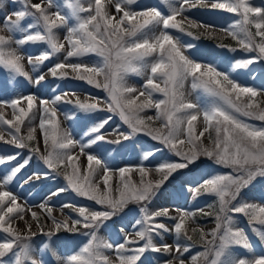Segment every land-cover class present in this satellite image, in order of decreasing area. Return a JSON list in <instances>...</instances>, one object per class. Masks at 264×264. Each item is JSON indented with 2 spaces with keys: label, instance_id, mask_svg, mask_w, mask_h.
<instances>
[{
  "label": "snow or ice",
  "instance_id": "1",
  "mask_svg": "<svg viewBox=\"0 0 264 264\" xmlns=\"http://www.w3.org/2000/svg\"><path fill=\"white\" fill-rule=\"evenodd\" d=\"M16 2L13 0V4ZM134 3L135 0H108L107 3L91 0L85 7L80 0H67L66 7L71 9L76 21L71 27H67L68 17L61 15L59 9L51 11L53 0H22L20 9L4 14V26L14 34H21L15 40L0 35V67L7 70L13 80L23 77L39 86L48 76L65 79L71 71L77 74L76 78L104 90L108 100L102 102L93 98V102H88L79 97L66 100L68 93L55 94L51 101L34 93L14 94L11 99L0 100V126H4L11 137L6 140L0 131V141L16 149H28L27 155L20 151L0 154V166L11 165L0 176V264H144L146 253L166 256L163 264H200L201 258L204 264H264V254L256 255L249 233L237 227L235 219L237 214L247 218L251 233L264 245V203H250L244 199L246 189L264 181V87L242 84L228 71H221L214 62L202 63L190 58L185 51L195 45L182 44L180 37H174L170 32L176 30L198 40L200 36L189 29H203L201 35L211 37L210 24L184 15L198 6L235 14L238 19L223 31L244 51L256 53L232 64L234 69H247L256 61H264V2L257 6L252 0H178V5H174L164 0L168 5L167 14L158 7L133 10L130 6ZM4 6V0H0V10ZM26 18H30L31 23L22 26ZM63 27H67V35L60 41L57 30ZM27 44L46 45V48L35 57H25L17 49ZM218 47L232 52L238 50L225 44ZM90 54L100 60L91 66L71 62V58ZM25 58L34 68L45 61H53V58L55 61L46 73H38L33 80L24 69L22 61ZM129 73L145 76L140 88L127 84ZM189 80L192 90H201L209 98L204 104L186 97L183 90ZM13 87H18V82H13ZM154 93L163 98L153 99ZM59 102L74 104L78 111L68 117L71 120L80 119L81 113L107 111L118 114L129 131L122 132L117 126L112 129L117 138L107 139L106 126L112 120V115H108L91 124L83 122V134L76 139L70 131L61 129L56 108ZM102 103L106 107L102 108ZM9 107L11 119L6 118L3 111ZM41 108L40 139L36 136L35 126L21 134L25 122L31 124L36 111ZM150 109H155V116L142 115ZM201 116L204 126L198 131L196 122ZM242 117L261 123H250ZM158 120L161 126L152 127ZM137 133H145L160 145L141 148L139 165H126L114 171L101 155L96 154L104 144L123 147V142L131 140ZM41 145L44 151H41ZM164 149L173 153L174 158L163 160L153 168L145 166V161H151ZM82 156L86 160L83 166L79 163ZM33 157L34 170L23 183H37L58 176H63L66 181L65 187L50 192L39 204L43 215L51 221L50 225L47 221L41 223V214L18 202L19 196L8 190L23 170L32 165ZM201 158L230 171L209 174L207 178L202 176L198 181H180L176 195L193 198L215 195L219 206L215 227L210 233L200 229L204 251L186 258L185 254L196 246L188 234L187 221L197 212L205 216L211 213L204 209L189 211L167 207L151 211L148 205L168 183ZM133 171L138 173V182L130 177ZM153 173L158 178H150ZM114 178L119 183L115 190ZM18 186L23 188V184ZM68 190L94 201L100 208L63 204L59 215L54 214L52 197ZM130 203L140 205L130 225L139 230L131 235L121 228L117 238L104 241L98 236L100 228L107 227V222ZM65 209H70L74 215H66ZM17 220L23 222V229L16 226ZM165 220L171 221L172 226L169 227ZM61 233H82L88 240L75 249L65 244L66 251L60 254L56 249L61 246L56 245V241L61 238ZM165 233L175 234L174 244L164 242ZM38 236L43 239L36 240ZM156 239L160 243H156ZM233 247H242L251 255L233 254ZM108 250L117 253L115 262L105 254ZM209 256L213 257L210 261Z\"/></svg>",
  "mask_w": 264,
  "mask_h": 264
},
{
  "label": "rangeland",
  "instance_id": "2",
  "mask_svg": "<svg viewBox=\"0 0 264 264\" xmlns=\"http://www.w3.org/2000/svg\"><path fill=\"white\" fill-rule=\"evenodd\" d=\"M33 2H38V0H33ZM66 2L67 0H53V8L51 11H56L59 9L61 11V15L68 17L67 27H71L76 23V21L71 15V9L66 7ZM89 2H91V0H80V3H82L85 7H87ZM105 2L107 3L108 0H105ZM169 2L174 5H178V0H169ZM252 2L254 5L259 6L262 2H264V0H252ZM4 5V8L0 10V35L15 40L19 38L21 34H14L4 26V14L6 12L11 13L14 10L20 9L22 7V0H17L15 4H13V0H4ZM109 7L112 8L111 5H109ZM130 7L133 10H141L144 7H158L159 10L165 14H167L168 10V5L164 3V0H135V3ZM112 10L114 11V8H112ZM184 15L189 19L196 20L197 22L210 24L212 26L213 32V35L209 37L207 35H201V33L204 31L203 29H189L190 31H193L195 35L200 36V39L197 40L192 36L181 34L176 30H170L174 37H180L182 44L191 43L195 45L194 48L186 50L185 55H188L193 59H198L199 62L202 63L214 62L219 66L221 71H228L232 75V78L238 79L242 84L257 88L264 87V61H256L247 69L237 70L232 67V64L236 60L251 58L256 54L244 51L242 48H240L236 40L223 31V29L227 28L231 23L234 22L235 19H238L235 14L229 13L225 10H212L205 6H198L196 8L190 9ZM28 23H31L30 18H26L24 21H22V26H26ZM67 27L57 30V35L60 38V41H63L64 37L67 35ZM220 44L231 45L238 50L236 52H232L226 48L218 47ZM13 47L17 46L13 44ZM45 48L46 45L27 44L20 46L17 51L25 57L29 55L35 57L45 50ZM99 60L100 58L95 54H90L83 58H71V62L73 63H84L88 64L89 66L97 63ZM54 61L55 58H53V61H45L37 68H34L33 65L29 64L26 58L22 61V63L24 64L25 71H27L34 80L38 73H46ZM76 76L77 74L71 73V71L69 77L65 79H55L51 76H48L45 81L41 82L39 86H36L26 81L23 77H15L13 80V77L9 75L7 70H5L3 67H0V100L11 99L13 98L14 94L27 95L29 93H34L37 97L41 99H48L49 101H51L55 94L63 93H68L66 100H75L76 97H79L82 101L87 100L88 102H93V98H98L102 102L108 100L107 93L104 90L98 89L94 85L87 83V81L76 78ZM144 80L145 76L137 75L135 73H129L126 77L127 84L136 88H140L144 83ZM10 81L18 82V87L14 88L13 82ZM183 91L186 97L192 102L199 101L201 104H204L209 99L205 94L202 93L201 90H192L190 80L185 82ZM73 93L75 95H72ZM159 98H163L162 95L159 93H154L153 99ZM101 107H106V105L102 103ZM56 108L60 119L61 129L70 131L72 136L76 139H79L83 134L81 131L83 122L91 124L97 119H102L108 115H112V120L110 121V124L106 126L108 129L106 133L107 139L115 140L117 138V133L112 131V129H115L117 126H119L120 131L122 132L126 133L129 131L128 126L123 123L118 114L109 113L107 111H99L87 115L81 113L80 119L71 120L68 117L72 116L78 111L74 104L59 102L57 103ZM3 111L6 113V118H12V110L10 107L3 109ZM142 115L155 116L156 111L155 109H150L145 113H142ZM41 116L42 108L36 111L35 118L31 124H29L28 121L25 122V124L22 126L21 134L26 133V130L29 127L35 126L37 129L36 136L38 139H40L41 130L38 126ZM243 119L254 124L261 123L250 118ZM160 126L161 121L159 120L152 125L154 128H158ZM203 126L204 122L201 116V118L196 122L197 130L199 131ZM0 131L4 133L6 140L11 139L10 135L8 134V130L4 128V126H0ZM204 142L207 144L208 140L205 139ZM123 144V147L118 145L109 146L104 144L102 150H96V154L101 155V158L105 159L115 171L116 169L126 165H139L141 163L142 155L141 148L147 149L151 148L153 145L160 147L159 142L152 140L145 133H137L132 137L131 140L124 141ZM32 146L35 145L33 144ZM93 148L95 149L96 146H93ZM16 151H20L22 155L28 154V149H16L14 146L6 144L4 141H0V154H11ZM41 151H44L42 145ZM101 152L105 154H101ZM172 158H174V154L169 152L167 149H164L163 151L158 152L155 157L151 159V161H145L144 164L146 167L153 168L163 160ZM12 163L14 164L15 162ZM79 163L81 166L86 164V160L83 156L81 157ZM8 167H11V165L0 166V176H3ZM34 167L35 157H33L32 165L23 170V172L16 178L13 184L8 187V190L13 191L19 196L20 199L18 202L25 203L27 207L40 213L42 216L41 223L47 221V224L50 225L51 221L43 215L41 209L39 208V204L45 197L48 196L50 192L55 191L57 188L65 187L66 181L63 176H58L55 179L41 180L37 183H23L24 178L32 173ZM61 171L63 172L64 169L61 168ZM228 171H230V169L224 166L214 165L206 158H201V160L197 161L196 164L190 166V169L184 170L180 176L168 183L161 190L159 196L148 205L151 211L162 207H167L169 209L182 208L189 211L204 209L206 212L211 213V215L205 216L197 212V215L194 218L187 221L186 226L188 228V234L192 236L193 241L196 242V246L190 250V253L185 254L186 258L190 257V255H195L197 252L204 251V245L200 240V229H203L205 233H210L211 229L215 227V215L219 210V206L217 197L215 195L205 194L200 197L193 198L190 195H176V189L180 181L183 179L198 181L202 176L207 178V175L209 174H223ZM130 177L133 181L138 182L139 176L136 171L130 173ZM150 178L155 179L158 177L155 173H153ZM0 183H2V181H0ZM19 184H23V188H20L18 186ZM101 187L103 188V185H101ZM113 187L114 190L119 187V183L115 178L113 180ZM262 197H264V181L257 182L255 186L246 189L244 192V199L250 203H264V199H262ZM51 204L54 214L56 215H59L60 206L63 204H76L77 206H85L92 209L100 208V206L96 205L94 201L79 197L71 190L65 191L59 196L52 197ZM139 207V204L130 203L123 212L117 216H114L110 221L107 222V227L102 226L100 228L98 231V236L106 242H111L113 239L117 238L118 230L121 228L124 230V233L134 235L135 231L139 229H133L130 225L133 222L135 210ZM65 214L74 215L70 209H65ZM173 215H175V212H173ZM25 218L27 219V216H25ZM136 218H139V216H136ZM235 219L237 221L236 226L244 228L245 231L249 233L250 239L253 240L254 251L256 255L264 254V245H262L259 239L251 233L247 218H245L242 214H237ZM165 223H167L169 227L172 226L171 221L165 220ZM16 226L21 229L24 227L23 222L19 220L16 221ZM193 229H195V231H193ZM33 230H35V228ZM120 235H122V233H120ZM60 237L61 238L56 241V245L61 246L60 248L56 249L60 254H63L64 251H66V249L63 247L65 244H67L69 248L75 249L79 246H82L88 240V237L82 233H61ZM40 239H43V237L38 236L36 238V240ZM208 239H212L211 235H208ZM163 240L169 244H174L175 234L165 233ZM155 242L160 243V240L156 239ZM56 245H54V248ZM231 251L233 254L239 255L241 257L251 255L242 247H233ZM105 254L112 261L115 262L117 260V253L115 251L108 250ZM145 256L147 259L145 260L144 264H163L164 259L167 258L166 256L159 253H146ZM212 258V256H209V261ZM200 264H204L203 258L200 259Z\"/></svg>",
  "mask_w": 264,
  "mask_h": 264
}]
</instances>
